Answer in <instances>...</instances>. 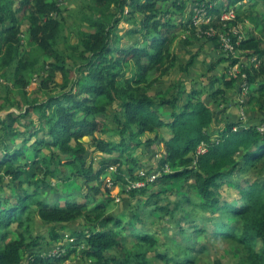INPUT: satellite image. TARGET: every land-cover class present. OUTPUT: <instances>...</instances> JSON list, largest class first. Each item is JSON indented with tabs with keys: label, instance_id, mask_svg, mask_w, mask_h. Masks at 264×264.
<instances>
[{
	"label": "trees",
	"instance_id": "1",
	"mask_svg": "<svg viewBox=\"0 0 264 264\" xmlns=\"http://www.w3.org/2000/svg\"><path fill=\"white\" fill-rule=\"evenodd\" d=\"M16 1L0 0V86L12 74L14 86L26 93L33 73L46 70L38 89L49 88L48 82L63 89L42 101L35 95L25 109L10 96L9 86L0 94V111L19 110L0 118V264H61L69 251L91 264H206L208 248L199 243L201 237L225 244L236 264H264V113L256 123L255 118L223 124L220 119L221 104L234 96L248 111L264 112V40L248 31L237 43L238 35L230 32L246 19L264 28V14L250 8L240 14L238 4L252 0H86L88 10L77 17L87 29L79 25L77 41L68 43L70 53L57 48L69 12L59 0H19L14 8ZM234 5L237 17L224 26L220 17ZM196 6L214 17L203 29L225 32L236 53L225 51L218 35L189 36L184 41L194 50L191 40L202 52L213 45L216 56L199 79L190 78V88L182 90L185 83L179 80L178 94L157 99L149 89L180 62L177 31L196 30ZM187 11L186 23L176 18ZM122 21L130 26L120 35ZM124 36L131 40L121 44ZM198 57L196 51L180 62L181 71L190 76ZM67 58L75 60L76 69H69ZM235 65L236 77L230 73ZM58 73L64 77L60 84ZM246 82L254 85L247 93ZM202 143L207 152L197 155ZM149 148L155 149L154 164L143 161ZM103 175L127 187L128 218L112 214L109 200L92 199ZM238 177L247 179L240 183ZM53 179L88 190L64 193ZM141 181L144 186L128 188ZM223 181L237 188L235 199L221 201L217 189ZM5 184L14 186L12 192ZM159 217L176 221L179 238L163 233L167 224L151 227ZM74 222L86 226L76 243L68 254L50 256L46 248L61 237L56 227ZM41 223L52 225L53 234L39 233ZM131 235L135 249L126 251Z\"/></svg>",
	"mask_w": 264,
	"mask_h": 264
},
{
	"label": "rangeland",
	"instance_id": "2",
	"mask_svg": "<svg viewBox=\"0 0 264 264\" xmlns=\"http://www.w3.org/2000/svg\"><path fill=\"white\" fill-rule=\"evenodd\" d=\"M86 0H59L58 2L60 3V5L69 10L66 16V19L64 20V24H66L63 34L59 37L58 40V44H57V48L61 51V52H66V53H70L72 50L71 48L68 47V43H72L73 41L76 42L77 41V30L79 28V25L82 24V21H80L79 17L80 16L79 13L81 12V10H88L84 4H85ZM222 1V0H221ZM20 6V1H16L14 4V8H18ZM239 7H241L240 10V14L243 15V13L245 12V9L250 8L252 11L256 12V13H262L264 14V3L262 0H252L250 1V4H238ZM238 6H231L234 9H237ZM190 7H192L190 5ZM238 7V8H239ZM129 8H126V13L129 12ZM238 10V9H237ZM177 19L180 21H183L184 23H186L188 21L189 18V13L188 11L181 14V15H176ZM83 28L85 27V29H87V25L86 24H82ZM130 24L127 23L126 21H122L121 25H120V29L118 30L119 34L122 35L125 33V31L129 28ZM238 27H240L242 34H244L243 36L245 37L248 31H252L254 32V34H259V36L264 40V28L262 27L261 30L256 28L255 25L248 19H246L245 21H240L239 20V25ZM26 29L27 26L23 25L22 26V39L24 42V46L26 47ZM179 34V38L176 40L178 49V57L180 59V62L186 63L188 61V58L191 56V54L193 52L198 51L200 54V57H198V61H196V64L194 65V67L191 69V74L190 76H188L187 74H185L183 71H181V67L180 66V62L177 64L176 67L172 68L166 75H164L159 81H157L156 83H154L153 85H151L149 92L152 93L154 96H156L157 99L159 98H163V97H169V96H175L176 94H178L179 89L176 88V82L179 80H182V82L185 83L184 87L182 88V90H184L185 88H190V78L191 77H195L198 78L205 72H207V66L209 65V62L211 61L212 57L216 56V52L213 51V45H210L208 47H206L203 52L199 51V45L200 43L196 42V40H191L194 41V44H196L195 50L190 47L189 42L190 40H188L187 42L184 41L186 39H189V36L191 38V36H193V34L196 33L197 36H199L196 32V30H190V29H179L178 31ZM128 36H124V38L121 41V44H125L127 42H130L131 38ZM134 40L137 38L132 37ZM133 40V41H134ZM180 40H183L180 42ZM179 44V45H178ZM204 46V45H203ZM4 49L2 48V45L0 43V52L3 51ZM26 50H28V48L26 47ZM192 50V51H191ZM212 51V52H211ZM43 60V58H42ZM67 63H68V67L70 70H74L75 68V60H73L72 58H67ZM234 70H237V66L233 67ZM73 74H75V71H73ZM211 74H214V72H211ZM48 76V72L46 70H42L40 72H35L33 73V75L31 76V81L30 84L28 85V87L26 88V93H22L19 91V89H17L13 82H12V74H8V77L6 79H3L2 82V87L0 86V94L1 95H5L7 88L6 86H9L11 88L10 91V96L17 99L18 102L20 103V105L25 109L27 108L31 103H33V98L35 95H37L40 99V101H42L45 98H48L50 96H55L58 95L62 92V86L61 85H56L53 82H48V87H44L43 89H38L40 86H43L42 82H41V78L42 77H47ZM155 78V75L150 76L149 80H153ZM64 80V77L62 75V73H58L55 77V81L57 82V84L62 83ZM244 86V88H246L244 90V92L247 93V91H249V88H253L254 85H250L247 82L242 84ZM250 85V86H249ZM35 92H37L35 94ZM245 94V93H244ZM234 96V95H233ZM234 99V100H232ZM243 102L242 98L240 96H234L231 97L230 99H228V105L227 103H222L221 106L225 107V111L221 114V123H232V122H236L237 120H245V121H250L252 118H255V123L258 122L259 117L261 118L263 116L264 112H259L257 110H253V111H248L245 106L243 104H240L239 102ZM168 115V114H166ZM253 122V121H252ZM108 123L113 126H115V123L113 122V120L108 119ZM259 124V123H257ZM264 126V124H260V128ZM43 132L40 133V135H42ZM20 138L22 135H19ZM87 142L90 141V138H87L86 140ZM92 149L94 150V147H92ZM161 149H163V146H161ZM157 152V150H156ZM155 153V149L153 148H149L146 152H144V157L145 159L143 160L146 164H154L157 159H155V157H153ZM1 155V153H0ZM101 154L100 153H94V156L96 158V161L94 162V169L95 171L99 170L100 168V164H99V160L100 159ZM147 166V165H146ZM152 166V165H151ZM65 170H68V166L64 167ZM70 168V167H69ZM111 172H113L111 170ZM103 182H102V186H101V190L100 192H96L93 193L92 199L93 200H109V211H111L112 214L114 215H118L120 214L123 218L127 217L130 215L129 210H127V208L130 206L131 203H129V197L130 195H128V193L125 191L127 190V187L124 186H120L121 184H116L113 181V178L111 175L109 176H104L103 175ZM238 180H240V183H244V181H246L247 178H237ZM54 183H57L59 185V188H62L64 193H70L74 190H82V192L86 193V191L88 190V186L84 185L83 188L80 187V185H78V183L71 181L70 183H62L61 180L58 179H53ZM96 185H98V182L95 183ZM231 183H226V182H222V184L219 186V188L217 189V191L222 193V198L221 201L223 200H233L235 199V197L237 196V188L234 187V185H230ZM14 186H8V185H4V189L7 192H12ZM186 190V189H185ZM190 190V189H188ZM183 192H187L183 191ZM47 194V193H46ZM45 194V195H46ZM195 197H198V194L194 195ZM78 197V196H77ZM66 198L65 195H63L62 197V203H64V199ZM76 198V197H75ZM75 201H78V199H74ZM80 201H83L81 198H79ZM174 200V198H173ZM135 208V207H134ZM123 209V211H122ZM125 210V211H124ZM189 215H184L183 218H188ZM182 218V220H184ZM185 218V219H186ZM232 218H230L231 220ZM233 221V220H231ZM152 224V228L155 229L157 228H161V225H166V228L168 227L167 230L162 229L163 233H168L171 235L170 238H179L177 232H178V227L176 226V221L173 220L170 221V219L167 220H163L159 217L158 222H154V220L150 221ZM71 225V226H70ZM209 226V225H208ZM52 225L50 224H45L43 225L42 223L38 226L37 230L39 233L41 234H45V235H52L53 234V230H52ZM128 227V226H127ZM141 227V225H140ZM176 227V228H175ZM16 228V224H13L12 229L15 230ZM84 228H86L85 225L81 224V227H79L77 222H74V224H62L59 227H56V229L58 231H60L61 233V237L58 238V240H51V245L50 247L46 248L48 250V252L50 253V256H55L57 253L59 255L60 254H68L67 250L68 248L70 249L71 247H73L72 244H75L76 242L74 241L77 238V234L79 231L83 230ZM175 228V229H173ZM36 234V233H35ZM163 234H160V236L162 237ZM196 237V236H195ZM134 238L132 237V235L129 238V241L127 242V249L126 251H132L135 248L133 247L132 244V240ZM75 242V243H73ZM171 242V241H170ZM199 243H205L207 246V253H206V264H212L215 263L217 260H219L220 264H236L237 261L234 258L233 255L230 256L229 254V249L224 247L225 244H223L221 241L217 242L215 241V239H206L205 237H201ZM62 244V245H61ZM172 244H170L169 246H171ZM37 249H34L33 251H35ZM38 252H40V249L37 250ZM172 252H176L174 249L172 250ZM69 257L67 258L66 261H64L61 264H91L89 263L90 261L87 260H83L82 257H80L79 254H74L72 252L69 251ZM60 256V255H59ZM158 264H162L161 261H158ZM210 262V263H209ZM217 263V262H216Z\"/></svg>",
	"mask_w": 264,
	"mask_h": 264
},
{
	"label": "built area",
	"instance_id": "3",
	"mask_svg": "<svg viewBox=\"0 0 264 264\" xmlns=\"http://www.w3.org/2000/svg\"><path fill=\"white\" fill-rule=\"evenodd\" d=\"M237 17V9H234L233 7H227L222 15H221V21L223 22L224 26H227L228 22L231 20H234ZM214 17L209 15L208 10L205 8V6H196L194 7V15H193V24L196 26V31L199 36H202V34L206 35H218L220 37V43L223 46V49L228 52H234L236 53V47L232 43L231 38L226 35L225 32L222 30L216 29L214 26H210L208 30H204L202 25L203 24H211L213 22ZM230 32H233L234 34L238 35V42H240L241 39L244 38V34H242V31L240 27L238 26H232L230 29ZM253 60H257L254 58ZM237 66V70H234V68L231 69L230 73L234 77L237 76L239 72V65ZM246 76V75H245ZM244 87V86H243ZM246 88H244L245 90ZM260 131L264 132V126L260 128ZM207 152V146L202 143L197 150V155H201ZM143 172H141L142 174ZM155 175L150 177V181H153L155 179ZM145 185V182H131L128 186V188H136V187H142Z\"/></svg>",
	"mask_w": 264,
	"mask_h": 264
},
{
	"label": "water",
	"instance_id": "4",
	"mask_svg": "<svg viewBox=\"0 0 264 264\" xmlns=\"http://www.w3.org/2000/svg\"><path fill=\"white\" fill-rule=\"evenodd\" d=\"M13 112H17L19 113V110L17 108H11V109H5V110H2L0 111V118H5L7 115H9L10 113H13Z\"/></svg>",
	"mask_w": 264,
	"mask_h": 264
},
{
	"label": "crops",
	"instance_id": "5",
	"mask_svg": "<svg viewBox=\"0 0 264 264\" xmlns=\"http://www.w3.org/2000/svg\"><path fill=\"white\" fill-rule=\"evenodd\" d=\"M210 45H211V44H210ZM210 45H207V47L210 46Z\"/></svg>",
	"mask_w": 264,
	"mask_h": 264
}]
</instances>
